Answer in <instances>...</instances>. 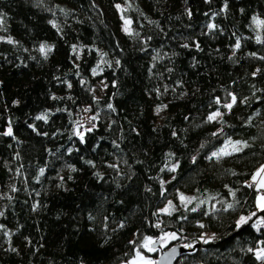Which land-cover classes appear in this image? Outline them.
Masks as SVG:
<instances>
[{
    "label": "trees",
    "instance_id": "16d2710c",
    "mask_svg": "<svg viewBox=\"0 0 264 264\" xmlns=\"http://www.w3.org/2000/svg\"><path fill=\"white\" fill-rule=\"evenodd\" d=\"M72 1L0 0V264L264 263V0Z\"/></svg>",
    "mask_w": 264,
    "mask_h": 264
},
{
    "label": "rangeland",
    "instance_id": "374dc122",
    "mask_svg": "<svg viewBox=\"0 0 264 264\" xmlns=\"http://www.w3.org/2000/svg\"><path fill=\"white\" fill-rule=\"evenodd\" d=\"M32 2H33V5L35 7H37L40 10L47 12L51 17L59 16V17L63 18L66 21H69V22L74 21V18H75L77 13H83L82 10H80L72 0H32ZM63 7L67 8V9H71L72 15L67 16L66 11L64 10ZM124 7H125V4H123V5L121 4V5H119L118 8L120 10H123ZM126 21H127V23H126ZM126 21H125L124 29H127V31H129L130 21H128V20H126ZM104 87H105V84L102 81L96 86V91H98V93L101 94L103 92ZM221 116L222 115L220 113V115L216 116V118L213 120H219L221 118ZM261 195H263V194L261 192H258L257 196L259 197ZM169 208H170L169 205H165L162 207L161 210L167 211ZM170 234H175V233L174 232H167L161 239H159L161 241V243H160L158 249H155L152 246L153 243L156 242V240H158V239L148 238L146 240L144 246H143V249L136 248L135 253L128 260L122 262L121 264H146V262H148V261H150L151 264H155L156 258H155V256L151 255V253H150L151 251H149V248H151L153 250L154 249L158 250V254H159L160 249L167 248L165 246H167L170 242L177 239L176 234H175L174 239L171 237ZM145 245H147V246H145ZM153 250H152V252H153ZM258 250H260V249H258Z\"/></svg>",
    "mask_w": 264,
    "mask_h": 264
},
{
    "label": "snow or ice",
    "instance_id": "6c2138e0",
    "mask_svg": "<svg viewBox=\"0 0 264 264\" xmlns=\"http://www.w3.org/2000/svg\"><path fill=\"white\" fill-rule=\"evenodd\" d=\"M117 7H119V5H117ZM189 14H190V13H189ZM2 23H3V21H2V19H0V24H2ZM126 23H127V21H126ZM255 23H257L258 25H264V21H262V20H256ZM209 27H214V25H209ZM125 30L127 31V29H125ZM257 39H258V42H259V37H257ZM9 42L11 43L12 41L10 40ZM239 46H240V45H239V42H237L236 47L239 48ZM44 48H45V46L42 45V46H41V51H44ZM49 50H50V49H49ZM93 71L95 72V69H94ZM232 100H233V103H234L235 100H236V98L233 96V97H232ZM225 106L228 107V108H231V107H232V104H228V105H225ZM109 108H111V105H109ZM158 111H159V109H158ZM219 115H220V113L217 112V113H215L214 115L209 116L208 119L211 121V120L215 119L216 116H219ZM42 118H44V117H38V119H42ZM7 134H8V135H11V134H12V133H11V129H9V131H8ZM81 139H82V137H81ZM223 154L227 155V154H229V153H223ZM218 155H219L218 153H213V156H218ZM171 170H172V171H175V167H173ZM41 172H43V170H41ZM262 173H264V166H262V167L257 171V173L253 176V182H256V178H257L258 176L261 177V179H260V181H259V185H258V189H257V190H259V189H264V176H261ZM251 186H252V185L250 184L249 187H251ZM181 200L184 201L185 198L182 196V197H181ZM189 202H190V201H189ZM232 207H233V205H231V204L228 205V208H232ZM257 207H258L259 210L264 211V195H261V196H259V197L257 198ZM192 211H196V209L193 208ZM252 215H255V213H253ZM250 219H251V216H248V217L241 216V217H240V220L237 222V224H238V226H240V225H242V224L247 223ZM259 223H260V224H264V219H261V220L259 221ZM200 226L203 227V225H200ZM170 235H171V237H172L173 239L175 238V234H170ZM207 242H208V241H205V243H207ZM145 246H147V245H145ZM152 250H153V249L149 248V251H152ZM249 251H252V250L249 249ZM256 256H257V259L264 260V249H260V250H258L257 253H256ZM146 264H151V262L148 261V262H146Z\"/></svg>",
    "mask_w": 264,
    "mask_h": 264
},
{
    "label": "water",
    "instance_id": "95a60500",
    "mask_svg": "<svg viewBox=\"0 0 264 264\" xmlns=\"http://www.w3.org/2000/svg\"><path fill=\"white\" fill-rule=\"evenodd\" d=\"M161 241L158 239L153 243V248L158 249ZM195 247L187 248L186 246L177 243L167 248H162L159 251L155 264H175L178 257L187 251L194 250Z\"/></svg>",
    "mask_w": 264,
    "mask_h": 264
},
{
    "label": "crops",
    "instance_id": "0c3cea01",
    "mask_svg": "<svg viewBox=\"0 0 264 264\" xmlns=\"http://www.w3.org/2000/svg\"><path fill=\"white\" fill-rule=\"evenodd\" d=\"M262 166H264V165H262ZM262 166H260V167L255 171L254 175L257 173V171H258ZM254 175H253V176H254ZM261 176H264V173H262ZM252 179H253V177H252ZM260 179H261V177L258 176V177L256 178V182H254V187H255L256 189H258V185H259V181H260ZM258 192H261V193L264 195V189H259ZM257 197H258V196H257Z\"/></svg>",
    "mask_w": 264,
    "mask_h": 264
},
{
    "label": "built area",
    "instance_id": "2783aa9c",
    "mask_svg": "<svg viewBox=\"0 0 264 264\" xmlns=\"http://www.w3.org/2000/svg\"><path fill=\"white\" fill-rule=\"evenodd\" d=\"M250 183L254 186V182H253V179L251 178L250 180ZM260 264H264L263 262H261Z\"/></svg>",
    "mask_w": 264,
    "mask_h": 264
},
{
    "label": "bare ground",
    "instance_id": "6f19581e",
    "mask_svg": "<svg viewBox=\"0 0 264 264\" xmlns=\"http://www.w3.org/2000/svg\"><path fill=\"white\" fill-rule=\"evenodd\" d=\"M251 183H250V181H248V185H250ZM252 185V184H251ZM253 186V185H252Z\"/></svg>",
    "mask_w": 264,
    "mask_h": 264
}]
</instances>
